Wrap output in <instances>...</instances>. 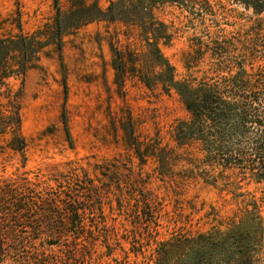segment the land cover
I'll return each mask as SVG.
<instances>
[{
	"label": "rangeland",
	"instance_id": "rangeland-1",
	"mask_svg": "<svg viewBox=\"0 0 264 264\" xmlns=\"http://www.w3.org/2000/svg\"><path fill=\"white\" fill-rule=\"evenodd\" d=\"M60 1L64 9L70 2ZM217 1L202 24L219 38L248 30L256 19L241 4ZM54 4L0 0V34L19 35V24L25 35L44 29L56 15ZM156 17L173 35L163 52L181 79L191 39L204 30L200 15L187 19L166 7ZM120 53L121 84L114 66ZM137 53L139 43L123 25L94 23L65 37L61 53L45 49L24 78L6 81L2 91L11 90V101L20 105L27 147L22 156L8 146L11 135L0 141V227L15 231L24 246L20 258L30 256L25 247L31 245L34 256L67 264H153L155 243L172 233L225 230L248 201L258 202L264 218V182L236 169L208 180V169L194 165L201 154L178 146L174 129L188 113L174 92L150 90L140 81ZM2 103L8 106L9 99ZM65 209L83 213L72 222L60 215ZM69 227L85 238L47 232Z\"/></svg>",
	"mask_w": 264,
	"mask_h": 264
},
{
	"label": "trees",
	"instance_id": "trees-1",
	"mask_svg": "<svg viewBox=\"0 0 264 264\" xmlns=\"http://www.w3.org/2000/svg\"><path fill=\"white\" fill-rule=\"evenodd\" d=\"M100 2H105L106 7L102 8ZM232 2L252 10L256 19L248 30L219 38L212 26L202 24L206 16L213 15L217 0H95L92 4L70 0L66 9L60 0H55L56 15L51 25L33 35L23 34L20 24L19 35L0 34V141L11 135L8 146L25 155L27 144L21 133L20 105L11 101V90L2 91L9 78H24L48 47L61 53L65 37L82 27L94 23L120 24L139 43L135 68L140 81L150 90L161 86L166 94L174 92L182 101L188 120L175 127L174 138L178 146L196 149L201 154L195 160L196 168L206 167L208 180L223 176L224 170L236 169L247 179L264 182V0ZM166 7L179 9L187 14V19L199 14L204 28L201 36L191 39V51L184 61L186 73L181 79L163 52L173 35L156 12ZM121 56L122 53L120 65L117 61L114 64L120 84L125 64ZM3 98L9 99L8 106L3 105ZM63 122L68 141L72 142L65 114ZM135 150L141 157L140 147ZM193 160L191 157L190 161ZM260 209L256 200L248 201L229 220L225 230L170 234L155 243L153 264H264V218ZM82 213L83 209H65L60 215L73 222ZM41 231L35 228V232ZM79 231L73 227L58 233L47 230L54 236L85 238ZM14 233L11 227H0V264H67L64 259H45L44 253L34 256L31 245L25 247L32 252L30 256L28 252L27 258H20L24 246L16 241Z\"/></svg>",
	"mask_w": 264,
	"mask_h": 264
}]
</instances>
